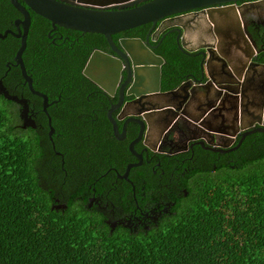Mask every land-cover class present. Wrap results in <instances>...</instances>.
<instances>
[{
	"label": "trees",
	"instance_id": "1",
	"mask_svg": "<svg viewBox=\"0 0 264 264\" xmlns=\"http://www.w3.org/2000/svg\"><path fill=\"white\" fill-rule=\"evenodd\" d=\"M16 15L8 0H0V31ZM49 27L30 11L21 58L34 88L59 97L46 108L51 138L38 97L30 96L43 127L23 129L18 104L0 94V264H264V133L247 135L230 152L231 166L199 162L185 172L167 197L169 212L147 229L111 228L102 209L87 206L92 176L108 183L114 176L107 168L121 172L131 157L123 142L106 139L103 113L86 114L97 103L85 97L95 86L81 68L91 48L105 47L103 36L58 27L70 38L81 35L58 48L45 36ZM146 28L122 34L142 37ZM174 35L166 34L155 50L164 60L161 89L176 86L185 72L198 75V57L183 53ZM18 45L11 35L0 39V75L9 89L22 80L17 68L5 66ZM101 138L109 149L102 142L94 146ZM202 152L221 162L228 157ZM147 166L129 170L135 189L141 184L135 175L152 179ZM120 186L130 194L127 182ZM110 200L117 204L118 195Z\"/></svg>",
	"mask_w": 264,
	"mask_h": 264
},
{
	"label": "water",
	"instance_id": "2",
	"mask_svg": "<svg viewBox=\"0 0 264 264\" xmlns=\"http://www.w3.org/2000/svg\"><path fill=\"white\" fill-rule=\"evenodd\" d=\"M139 1L75 0V3H67L61 0H22L29 10L48 20L52 28L60 26L81 32L99 33L116 54L123 56L125 63L131 62L134 81L126 93H132L139 98L135 101L139 105L135 114L143 118H128L127 121L135 120L139 124V134L144 122L149 126L150 115L156 116L157 119L162 118L163 127L165 123L172 124L177 119L190 123L194 128L190 138L206 139L204 141L207 145L216 147H209L213 151H226L221 149L224 145L220 140H230L239 131L242 132L239 133L240 138L236 146L245 134L264 133V62H258L253 58L257 52L253 49L255 42L243 21L244 14L264 15V0H144L141 3ZM10 2L22 16L15 21L16 26L18 23L21 25V30L18 29L19 34H14L20 40L13 60L18 64L22 77L27 80L31 92L42 98V108L45 111L46 97L30 86V78L25 73L21 59L29 14L17 0ZM181 14L187 18L171 30L176 32L175 40L186 52L192 48L184 45L185 37L179 34L181 29L184 32L186 26L196 19L203 21L207 26V34L214 39L213 42H204L196 46L203 49L198 53L202 56L200 67L204 70L206 80L194 83L187 79L174 88L161 91L159 77L162 57L145 47L139 38H120L116 46L111 35L146 23L153 26L157 20L167 16L179 18ZM8 31L0 34V37L5 36ZM98 53L100 52L97 49L92 52L82 74L102 91L111 94L121 64L118 59L103 54L104 76L108 84L102 85L98 78L86 70L94 60L93 56ZM121 93L120 90V95ZM0 94L5 99L20 103L23 125L33 126V122L24 116L26 112L24 99L8 93L1 80ZM107 117L111 122L114 136L120 139L122 133L117 132L115 121L110 117L109 111ZM47 121L50 138L53 129L49 117ZM248 127L252 128L244 130ZM129 148L131 150V143ZM133 165L135 164L128 163L118 176L126 179L128 170ZM64 206L65 204H61L55 207Z\"/></svg>",
	"mask_w": 264,
	"mask_h": 264
},
{
	"label": "flooded vegetation",
	"instance_id": "3",
	"mask_svg": "<svg viewBox=\"0 0 264 264\" xmlns=\"http://www.w3.org/2000/svg\"><path fill=\"white\" fill-rule=\"evenodd\" d=\"M20 4H22L28 11L29 14V25H30V11L22 2V0H17ZM67 3H75V0H61ZM144 0H140L139 3L143 2ZM8 3L13 6L8 0ZM240 3V2H237ZM14 7V6H13ZM15 8V7H14ZM16 16L11 18V22L9 23V27H5L0 31V34H3L4 31L9 30L11 32H7L5 36L0 37V39L5 38L7 35L13 36L18 40L19 37L15 36L14 34H19L18 29L21 30V25H15V21L17 22L19 19L22 18L21 14L17 11ZM181 14L179 18H170V16L164 17L160 20H157L153 26L151 24L146 23L143 25H147V28L144 32L142 37L137 36H126L122 34L123 31L117 32L111 35V39L113 43L118 46V39L120 38H139L142 41V44L149 48L153 53L159 55L155 52L156 48L161 44L163 37L166 34L174 33L171 29L174 28L178 23H182L187 16H182ZM243 21L246 25L247 32L251 36V39L255 42L254 50L256 49L257 52L254 53V57L258 62H264V15L257 14H244ZM49 22V21H48ZM28 25V27H29ZM49 28L45 33L46 38L50 43L55 45V47H61L62 42H69L75 39H78L81 35H75L74 38H70L68 34H64L61 30L58 29L60 26H56L52 28L49 23ZM63 28V27H61ZM134 28V27H133ZM28 30V28H27ZM128 30V29H126ZM77 31V30H76ZM81 32V31H79ZM84 33V32H81ZM115 35V37H113ZM174 35V39H175ZM184 35V45L188 48H192L186 52L184 48H182L179 44L176 45L177 47L185 54H190L195 57H198V75L196 76L195 73L185 72L183 73L182 79L176 84L178 86L180 83L184 82L187 79H191L194 83L196 81H204L206 80V75L204 70L200 67V61L202 56L198 53L202 51V48H196L197 45L202 44L204 42H213L214 39L211 38L207 34V26L203 23L201 19H196L193 22H190L186 26V30L183 32L182 29L180 31L179 36ZM26 38V37H25ZM104 38V37H103ZM105 40V39H104ZM105 47L103 49L93 47L89 51L84 64L81 68L82 70L85 67L87 60L89 59L92 52L97 49L100 53H98L94 57V60L90 62L89 66L86 67V70L89 74L93 75L95 78H98L102 85H107L108 80L105 78V69L103 65L104 55L106 54L110 57H114L119 60L121 66L119 69V74L116 80V83L113 87V92L108 94L102 91L95 83L90 81L87 77L83 76L95 86L94 89L87 92L85 95L87 100L95 101L97 103L96 108H92L86 114H101L105 115L106 120L109 123V132L106 135V139L108 140L109 137H112L115 141L123 142L125 148L131 157L125 164L128 163L135 164L129 168H138L140 166L148 165L149 171L151 172V180H146L143 178L142 175H135L137 179H139L140 186L138 189H135L133 186L132 181L129 179L127 173L126 179L119 177L118 175L122 174L125 169L118 172L114 167H108L106 172L113 171L114 178L112 180H108V183H102L99 180V177L92 176L90 194L87 201V206L96 205L100 209H102L106 216V222H108L111 228L115 227L116 225H121L123 227L128 228L131 231L136 232L140 228L147 229L151 225L155 224L158 219L162 216V214L169 212L170 206L172 205V201L167 199L169 195H171L174 190L177 188V184L179 183L178 180L191 169L195 164H199V162L204 163H211V167L214 169L216 163L219 164H228L229 166L233 165L234 159L230 152H233L243 141V139L253 133H262V132H252L245 134L243 138L240 140L239 144L236 146L240 136L239 133L242 131L237 132L230 140H220V142L224 145L221 149L226 151H213L210 148L211 145H207L204 140L206 139H192L190 138L193 135L194 128L190 123H184L181 120L173 121L171 124L170 122L165 123L163 127V119L158 118L154 115L148 116V120H150L149 126L146 125L144 122V127L139 134L140 126L135 120H128V118L133 119H142L143 117L135 114L136 109L139 107L135 101L139 100V98L132 93H126L127 89L131 86L134 81L133 78V66L131 62L125 63L123 56L120 54H116L112 49L111 46L105 40ZM18 47V46H17ZM25 47V46H24ZM253 47V46H252ZM17 49V48H16ZM15 49V50H16ZM15 53V52H14ZM160 56V55H159ZM14 54L10 60L5 62V66L8 68L13 67L17 68L20 72V68L18 64L15 63L13 60ZM161 57V56H160ZM22 59V58H21ZM163 59V58H162ZM164 62V60H163ZM160 65V77H159V88L161 87V66ZM23 63V61H22ZM24 66V64H23ZM104 69V70H103ZM26 75L30 78V86L32 89L44 94L46 97V105L45 111L42 108L43 100L40 96L35 95L31 92L27 80L22 77L21 81H15L11 84V89L7 88L3 83V75H0V80L3 86L6 88L8 93L16 95L18 98L24 99L26 105V112L25 118L31 120L33 122L32 125H23V119L20 117V110L22 105L16 101L15 103L19 106V117H20V127L23 129L32 128V129H41L43 125L37 122L38 118V111L34 110V100L30 96H36L40 99L41 106L40 112L42 113V117L46 121V126L48 128L47 135L49 131L48 125V117L49 120L51 119L50 113L46 110L48 106H50L53 102L59 99L57 96L56 99H49L47 98L46 94L33 86V78L30 76L24 67ZM22 76V74H21ZM174 86V87H176ZM172 87V88H174ZM171 88L161 89V91H166ZM120 90L122 91L120 95ZM98 96H101V99H98ZM111 108V109H110ZM109 111L110 117H112L115 121L117 132L122 133V137L117 139L112 130L111 122L107 117V112ZM93 119V118H92ZM51 126V125H50ZM52 127V126H51ZM252 127H248L244 130H248ZM53 129V127H52ZM93 130V129H91ZM53 134V130L51 135ZM50 135V138H51ZM195 135V133H194ZM90 137V136H89ZM49 138V137H48ZM92 138V137H91ZM146 140L144 141V139ZM93 142H94V138ZM99 142L104 143L105 148L109 149V143L105 141L104 138L99 139L94 143V146L98 145ZM200 142V143H199ZM131 143V150L129 148V144ZM96 144V145H95ZM236 146L233 149L232 147ZM230 149V150H229ZM204 152H212L217 154H226L227 158L222 157V162L220 161V156L214 158L213 160L206 155ZM203 153V156L202 154ZM110 155V153L108 154ZM116 160H119L120 156L116 153L114 154ZM94 168H91L93 172ZM95 171V170H94ZM104 174H101L103 176ZM121 180H124L130 185V194L127 195L126 190L122 189ZM98 181V183H97ZM102 190H100V188ZM182 194L184 195L186 192L182 189ZM114 195H118V203H114L110 200L111 197Z\"/></svg>",
	"mask_w": 264,
	"mask_h": 264
}]
</instances>
